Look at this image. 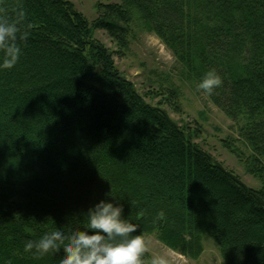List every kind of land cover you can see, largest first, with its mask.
I'll use <instances>...</instances> for the list:
<instances>
[{
	"label": "trees",
	"instance_id": "obj_1",
	"mask_svg": "<svg viewBox=\"0 0 264 264\" xmlns=\"http://www.w3.org/2000/svg\"><path fill=\"white\" fill-rule=\"evenodd\" d=\"M17 4L30 28L18 63L0 68V264H60L62 249L37 258L26 241L83 230L101 200L189 258L208 233L224 264H264V0H121L94 24L121 39L135 10L196 79L215 70L209 96L245 119L259 188L145 100L72 1L0 0Z\"/></svg>",
	"mask_w": 264,
	"mask_h": 264
},
{
	"label": "rangeland",
	"instance_id": "obj_2",
	"mask_svg": "<svg viewBox=\"0 0 264 264\" xmlns=\"http://www.w3.org/2000/svg\"><path fill=\"white\" fill-rule=\"evenodd\" d=\"M70 1L92 25L91 36L111 51L116 68L148 103L166 110L191 133L193 141L248 186H262V178L253 171L260 162L255 161V153L244 135L245 119H232L209 95L198 90L200 81L139 12L133 11L128 31L117 39L94 24L104 15L105 4L121 0ZM142 234L150 241L147 264L156 255H166L172 264H224L219 246L208 233L203 235L204 250L196 259L168 246L156 232Z\"/></svg>",
	"mask_w": 264,
	"mask_h": 264
},
{
	"label": "clouds",
	"instance_id": "obj_3",
	"mask_svg": "<svg viewBox=\"0 0 264 264\" xmlns=\"http://www.w3.org/2000/svg\"><path fill=\"white\" fill-rule=\"evenodd\" d=\"M25 11L17 4L11 9L0 7V68L12 69L19 61L21 43L29 37L30 25L24 24ZM223 85L222 77L209 70L204 74L198 90L207 95ZM87 223L83 230L76 229L65 233L55 229L45 233L39 240H28L25 252H33L39 258L48 253L63 250L60 264H145L149 253L150 241L137 233L138 226L123 217V206L118 203L101 200L85 214ZM165 218V213L156 214L153 223ZM150 264H172L166 255H156Z\"/></svg>",
	"mask_w": 264,
	"mask_h": 264
}]
</instances>
